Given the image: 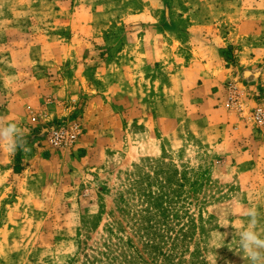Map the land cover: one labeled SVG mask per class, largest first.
<instances>
[{
	"label": "rangeland",
	"instance_id": "374dc122",
	"mask_svg": "<svg viewBox=\"0 0 264 264\" xmlns=\"http://www.w3.org/2000/svg\"><path fill=\"white\" fill-rule=\"evenodd\" d=\"M98 97L110 111L84 118ZM257 109L264 0H0V117L27 148L0 142V264H248L244 208L264 238ZM64 119L82 135L52 149L42 131ZM159 170L178 173L164 190Z\"/></svg>",
	"mask_w": 264,
	"mask_h": 264
},
{
	"label": "clouds",
	"instance_id": "9594fccd",
	"mask_svg": "<svg viewBox=\"0 0 264 264\" xmlns=\"http://www.w3.org/2000/svg\"><path fill=\"white\" fill-rule=\"evenodd\" d=\"M0 142H3L10 153L17 149L27 151L24 130L16 123H5L0 117ZM243 215L247 225L239 232L238 247L248 264H264V238L257 231L260 214L256 208H244Z\"/></svg>",
	"mask_w": 264,
	"mask_h": 264
},
{
	"label": "built area",
	"instance_id": "2783aa9c",
	"mask_svg": "<svg viewBox=\"0 0 264 264\" xmlns=\"http://www.w3.org/2000/svg\"><path fill=\"white\" fill-rule=\"evenodd\" d=\"M228 103L238 104L240 99V87L237 80L228 82L225 86ZM258 124L264 123V110L257 109L252 117ZM46 141L52 149H70L79 140L83 128L78 119H64L47 127L43 131Z\"/></svg>",
	"mask_w": 264,
	"mask_h": 264
},
{
	"label": "trees",
	"instance_id": "16d2710c",
	"mask_svg": "<svg viewBox=\"0 0 264 264\" xmlns=\"http://www.w3.org/2000/svg\"><path fill=\"white\" fill-rule=\"evenodd\" d=\"M158 167V166H157ZM159 173L161 174H168L165 178H163V181H158L157 185H158V189L159 190H164L166 187L170 186L171 183L174 181L175 182V176L177 173L176 170H171L169 173L164 172L163 170H159ZM180 176L183 177V179H185V173H180ZM180 180V179H179ZM182 180V178H181ZM176 187H178V198L181 202H183L182 200L185 198L187 199V196H184V194H186L187 192L184 191L185 186L183 184H175ZM180 191V192H179ZM183 196V199H182ZM165 197V200H167L166 195L161 194V195H155L154 197L151 198V207L153 210H155L160 216L163 215L167 209H165V207L163 206V204L166 201H163V198ZM189 229L190 227L188 226L187 229L185 227V225L182 226L181 229V233H180V242L183 243L186 241V239H190L189 235ZM152 239L149 241L150 243H146L147 247H151L154 250H157L159 248L160 243L162 242L161 240V235L157 234H153ZM185 245L181 244V247H184ZM167 260V258H166ZM124 263H127L126 259L123 260Z\"/></svg>",
	"mask_w": 264,
	"mask_h": 264
},
{
	"label": "crops",
	"instance_id": "0c3cea01",
	"mask_svg": "<svg viewBox=\"0 0 264 264\" xmlns=\"http://www.w3.org/2000/svg\"><path fill=\"white\" fill-rule=\"evenodd\" d=\"M232 58H234V56L227 54L224 59L231 60ZM224 64H226V63L224 62ZM223 69H225L224 70L225 74H226V71H229L228 68H223ZM60 105H61V108H59V111H63L62 110L63 104H59V107H60ZM108 110L110 111V104L106 101H103L102 97L92 98V100L86 106H84L83 116H84V118H91L92 115L94 116V114H101V113H104L105 111H108ZM189 127L192 130H195L196 132L198 130L197 123H192L191 125L189 124ZM110 131L111 130H107L106 133H109Z\"/></svg>",
	"mask_w": 264,
	"mask_h": 264
}]
</instances>
